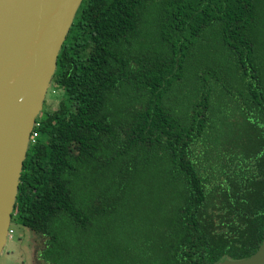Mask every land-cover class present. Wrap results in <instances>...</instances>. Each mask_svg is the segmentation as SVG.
Returning a JSON list of instances; mask_svg holds the SVG:
<instances>
[{"label":"trees","instance_id":"obj_1","mask_svg":"<svg viewBox=\"0 0 264 264\" xmlns=\"http://www.w3.org/2000/svg\"><path fill=\"white\" fill-rule=\"evenodd\" d=\"M134 76L147 87L130 96ZM50 92L11 215L44 238V262L216 264L257 251L264 0H82Z\"/></svg>","mask_w":264,"mask_h":264},{"label":"water","instance_id":"obj_2","mask_svg":"<svg viewBox=\"0 0 264 264\" xmlns=\"http://www.w3.org/2000/svg\"><path fill=\"white\" fill-rule=\"evenodd\" d=\"M81 1L0 0V255L31 133ZM216 264H264V238L252 255Z\"/></svg>","mask_w":264,"mask_h":264},{"label":"rangeland","instance_id":"obj_3","mask_svg":"<svg viewBox=\"0 0 264 264\" xmlns=\"http://www.w3.org/2000/svg\"><path fill=\"white\" fill-rule=\"evenodd\" d=\"M142 30L143 32L139 36L142 38L141 40H145L147 43L151 42V40L146 30L150 32L151 37H155L157 35L152 23L145 24ZM145 82L146 81L143 77L141 79H137L136 76L130 78L126 94H130V96L134 94L133 91H135L134 88L137 83H141L142 85L140 90L146 88L147 85ZM142 83H144V85ZM57 101L58 96L52 94L49 87L45 97V103L49 102L53 107H55L57 105ZM105 225L107 227L115 226L116 221L115 223H106ZM123 226L126 225L123 224ZM10 227L12 228L13 233L10 239L7 238V242L0 255V264H49L44 262L39 256L44 243V238L42 236L38 235L29 228L22 226L15 220H11ZM127 227H129V225H127ZM128 230L129 234L133 231L130 227Z\"/></svg>","mask_w":264,"mask_h":264},{"label":"built area","instance_id":"obj_4","mask_svg":"<svg viewBox=\"0 0 264 264\" xmlns=\"http://www.w3.org/2000/svg\"><path fill=\"white\" fill-rule=\"evenodd\" d=\"M12 233H13V230H12L11 228H9V231H8V238H9V239L11 238Z\"/></svg>","mask_w":264,"mask_h":264}]
</instances>
